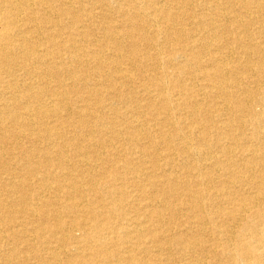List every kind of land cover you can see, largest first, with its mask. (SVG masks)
Returning <instances> with one entry per match:
<instances>
[{"label":"bare ground","instance_id":"bare-ground-1","mask_svg":"<svg viewBox=\"0 0 264 264\" xmlns=\"http://www.w3.org/2000/svg\"><path fill=\"white\" fill-rule=\"evenodd\" d=\"M29 259L264 264V0H0V264Z\"/></svg>","mask_w":264,"mask_h":264},{"label":"rangeland","instance_id":"rangeland-1","mask_svg":"<svg viewBox=\"0 0 264 264\" xmlns=\"http://www.w3.org/2000/svg\"><path fill=\"white\" fill-rule=\"evenodd\" d=\"M121 18H122V17H120L119 14H115V15H114V22L118 23V22L120 21ZM128 156H130V155H128ZM135 156H136V155H132V154H131L132 159L134 158V159L136 160ZM134 159H133V160H134ZM135 160H134V162H136ZM34 262H35V264H36V261H35L34 259H32L31 261H30V259H29V261H28L26 264H29V263H30V264H34Z\"/></svg>","mask_w":264,"mask_h":264}]
</instances>
